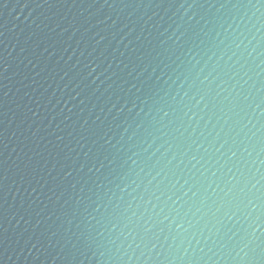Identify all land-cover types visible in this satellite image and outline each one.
Returning a JSON list of instances; mask_svg holds the SVG:
<instances>
[{"label":"water","instance_id":"water-1","mask_svg":"<svg viewBox=\"0 0 264 264\" xmlns=\"http://www.w3.org/2000/svg\"><path fill=\"white\" fill-rule=\"evenodd\" d=\"M0 264H264V0H0Z\"/></svg>","mask_w":264,"mask_h":264}]
</instances>
